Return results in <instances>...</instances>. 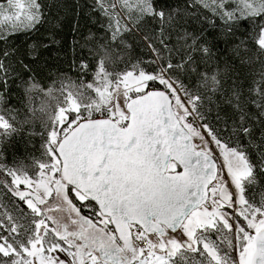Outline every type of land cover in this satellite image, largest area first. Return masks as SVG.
<instances>
[{
  "label": "snow or ice",
  "instance_id": "obj_1",
  "mask_svg": "<svg viewBox=\"0 0 264 264\" xmlns=\"http://www.w3.org/2000/svg\"><path fill=\"white\" fill-rule=\"evenodd\" d=\"M0 264H264V0L0 2Z\"/></svg>",
  "mask_w": 264,
  "mask_h": 264
},
{
  "label": "trees",
  "instance_id": "obj_2",
  "mask_svg": "<svg viewBox=\"0 0 264 264\" xmlns=\"http://www.w3.org/2000/svg\"><path fill=\"white\" fill-rule=\"evenodd\" d=\"M3 0H0V2ZM74 2V0H67V3L71 5ZM69 20L72 23H75V19L72 18L71 13H69ZM99 26H93L91 23L81 21L80 24V31L74 32L72 29L66 24L63 29L62 37H58V39L61 40V44L58 46V50L60 52V61H58L59 64L62 65L64 69H67L68 63L73 59L74 55L79 56L81 54L83 55H89L88 49H84L83 52L81 51V48L79 46L75 47V51H73V45L74 41H80L83 42L84 38L89 37L91 35L92 40L97 45H102L105 43L104 39V33L103 31H97V28ZM89 48L92 47V44H89ZM47 75V73H46ZM69 75L72 77L73 81L79 82L76 74L74 72H69ZM87 80V78H83ZM44 103V98L40 95H36L30 104H21L20 101L13 99L12 104L17 107L20 111L19 119H27L33 115V110L35 111L36 117H39L41 115L40 108L41 104ZM39 123L37 119V124ZM8 160L5 161L6 163L10 161L11 159V150L10 153H7ZM257 191V197L259 196V190Z\"/></svg>",
  "mask_w": 264,
  "mask_h": 264
},
{
  "label": "rangeland",
  "instance_id": "obj_3",
  "mask_svg": "<svg viewBox=\"0 0 264 264\" xmlns=\"http://www.w3.org/2000/svg\"><path fill=\"white\" fill-rule=\"evenodd\" d=\"M1 2H3V1H1ZM9 153H10V151H9Z\"/></svg>",
  "mask_w": 264,
  "mask_h": 264
}]
</instances>
